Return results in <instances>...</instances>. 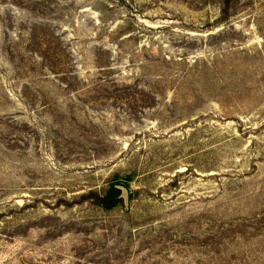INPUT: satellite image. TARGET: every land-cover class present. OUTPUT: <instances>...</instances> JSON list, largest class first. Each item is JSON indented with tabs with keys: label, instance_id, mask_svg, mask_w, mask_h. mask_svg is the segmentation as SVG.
<instances>
[{
	"label": "rangeland",
	"instance_id": "374dc122",
	"mask_svg": "<svg viewBox=\"0 0 264 264\" xmlns=\"http://www.w3.org/2000/svg\"><path fill=\"white\" fill-rule=\"evenodd\" d=\"M222 10L0 0V264H264V0Z\"/></svg>",
	"mask_w": 264,
	"mask_h": 264
},
{
	"label": "trees",
	"instance_id": "16d2710c",
	"mask_svg": "<svg viewBox=\"0 0 264 264\" xmlns=\"http://www.w3.org/2000/svg\"><path fill=\"white\" fill-rule=\"evenodd\" d=\"M232 0H222L223 2V13H226L228 6ZM120 191L115 187V184H111L102 194L94 191H88L84 196L83 200L90 199L95 205H98L104 209H110L120 202L119 198Z\"/></svg>",
	"mask_w": 264,
	"mask_h": 264
},
{
	"label": "water",
	"instance_id": "95a60500",
	"mask_svg": "<svg viewBox=\"0 0 264 264\" xmlns=\"http://www.w3.org/2000/svg\"><path fill=\"white\" fill-rule=\"evenodd\" d=\"M115 187L120 191L119 198L122 199L124 205L126 206L127 201H128L126 189L119 185H116Z\"/></svg>",
	"mask_w": 264,
	"mask_h": 264
}]
</instances>
